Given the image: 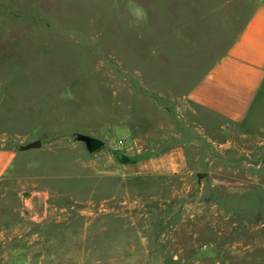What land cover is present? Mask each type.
<instances>
[{
    "label": "rangeland",
    "instance_id": "374dc122",
    "mask_svg": "<svg viewBox=\"0 0 264 264\" xmlns=\"http://www.w3.org/2000/svg\"><path fill=\"white\" fill-rule=\"evenodd\" d=\"M258 1L0 0V264H264V97L188 98Z\"/></svg>",
    "mask_w": 264,
    "mask_h": 264
},
{
    "label": "crops",
    "instance_id": "0c3cea01",
    "mask_svg": "<svg viewBox=\"0 0 264 264\" xmlns=\"http://www.w3.org/2000/svg\"><path fill=\"white\" fill-rule=\"evenodd\" d=\"M263 97L264 0H259L235 39L191 87L188 98L230 122H242ZM15 155L0 151V176Z\"/></svg>",
    "mask_w": 264,
    "mask_h": 264
},
{
    "label": "water",
    "instance_id": "95a60500",
    "mask_svg": "<svg viewBox=\"0 0 264 264\" xmlns=\"http://www.w3.org/2000/svg\"><path fill=\"white\" fill-rule=\"evenodd\" d=\"M77 139L80 141L86 142L88 148L93 151L98 146L97 138H94L92 136H88L85 134H78ZM42 146V142L40 140H36L30 143H27L22 147L23 150L30 149V148H38Z\"/></svg>",
    "mask_w": 264,
    "mask_h": 264
},
{
    "label": "trees",
    "instance_id": "16d2710c",
    "mask_svg": "<svg viewBox=\"0 0 264 264\" xmlns=\"http://www.w3.org/2000/svg\"><path fill=\"white\" fill-rule=\"evenodd\" d=\"M97 142H98V146L96 147V149H99V148L103 147L104 142L102 140L97 139Z\"/></svg>",
    "mask_w": 264,
    "mask_h": 264
}]
</instances>
